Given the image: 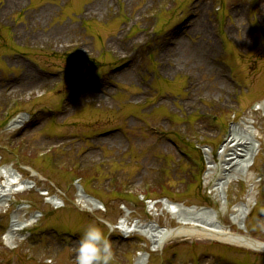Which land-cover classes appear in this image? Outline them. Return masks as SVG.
<instances>
[{
	"label": "rangeland",
	"instance_id": "rangeland-1",
	"mask_svg": "<svg viewBox=\"0 0 264 264\" xmlns=\"http://www.w3.org/2000/svg\"><path fill=\"white\" fill-rule=\"evenodd\" d=\"M195 13L207 28L203 46H215L207 60L199 36L182 34ZM176 35L192 65L173 73L175 56L169 61L163 50ZM131 66L134 82L118 79ZM104 85L107 97L83 95ZM263 102L264 0H0L1 183L11 168L36 185L0 210V264H75L90 222L110 234L115 264L149 252L148 264H264L262 251L212 240L152 251L146 235L122 229L190 228L165 209L171 202L212 209L232 232L264 243ZM20 115L29 121L17 129ZM246 121L260 152L250 170L227 177L224 146ZM111 135L117 140L103 142ZM81 190L103 207L80 205ZM249 195L252 212L240 230L234 209ZM54 197L64 207L54 208ZM34 215L10 248L12 219Z\"/></svg>",
	"mask_w": 264,
	"mask_h": 264
},
{
	"label": "bare ground",
	"instance_id": "bare-ground-1",
	"mask_svg": "<svg viewBox=\"0 0 264 264\" xmlns=\"http://www.w3.org/2000/svg\"><path fill=\"white\" fill-rule=\"evenodd\" d=\"M194 18L195 19L191 23H189L186 28L182 30V34L184 36H188L190 35L189 32L193 31L199 36L200 44L202 46L198 45L197 47L199 51H201V48H204L202 56L207 60L209 56L208 51H213L215 49V46L209 43L206 46H203V42L208 38L206 34L207 28L202 18L196 13ZM47 38L48 36L46 37V39ZM178 38L180 37L176 35V37L174 38L175 42H169L167 49L163 50L164 56L167 57L169 61L172 60L173 55L175 56V61L172 60L174 65L172 67L171 72L173 73L179 72V70H184L186 68L185 66L191 67L192 65V61L190 62L189 60L183 58V56L186 57L184 53L187 51L186 48L189 49V47L185 44L182 39L178 40ZM177 55H179L178 57H180V60L176 59ZM204 62L206 63V61ZM133 69L134 66H131L122 70L121 74L118 75V79L125 80L126 82H134V79L132 77ZM192 69L202 71L203 67L202 65L194 62V68L192 67ZM134 74V78H136L138 75H136L135 71ZM30 84L32 83L30 82ZM24 85L25 87H28L26 83H24ZM191 86L195 89L197 88L196 83L193 81L191 83ZM90 90H87L85 93H83V95L92 96L93 91L103 95L101 97H107L109 94L108 87H106L105 85L102 87L101 90L97 89V87H91ZM189 102L191 103V101ZM260 109H264V102L260 104ZM27 122L28 116L20 115L14 121V126L16 128H21ZM256 136L257 134L253 127V123L250 121L243 122L240 126L236 125L232 127L228 139V144L226 145V147L224 146V153L226 154L224 171L227 177L230 176V173H244L246 170H250V168L252 167L251 162L255 161L257 155L260 152L261 147L256 140ZM111 140L116 141L117 137L111 135V137L105 138L103 142H112ZM10 169H8V171L6 172L8 179L5 183H1L3 175L0 174V210L1 208H3V206L5 205V201L8 200L10 195L30 191L35 188L33 182L24 181L20 179L14 173H12ZM227 177L223 180H226ZM227 182L228 181H223V183L221 182L220 184L225 186ZM49 203L56 208L63 206L60 200L56 197L50 198ZM78 203H80V205L90 211L99 210L102 206L100 201L89 195L84 194L82 190L81 193L78 194ZM252 203L253 198L249 195L246 203L239 204L234 209L235 212L232 217V222L237 225L240 230L246 229L245 223L247 222L248 216L251 213ZM165 209L172 215L176 216L179 222H181V224L191 225V227L169 229L155 224L147 226H140L139 224H136L132 227L129 226L126 222H123L122 229L127 235L133 233H140L146 235L152 245V251H157L158 249H161L162 247L166 246L168 243L176 240H188L194 238L200 241L216 240L222 243L230 244L232 246L246 248L253 251L264 252L263 243L256 241L250 237L241 235L240 233L232 232L231 227H227L222 222H220L218 214L212 209H199L196 207L186 209L184 206L177 205L171 202L165 203ZM37 218L38 216L34 215L28 222H20L17 216L14 217L11 228L5 237L6 244L14 248L15 242H17V236L15 235L16 231L19 229L26 228L31 224L35 223ZM149 258L150 255L148 253H144L139 256L135 264H148Z\"/></svg>",
	"mask_w": 264,
	"mask_h": 264
},
{
	"label": "clouds",
	"instance_id": "clouds-1",
	"mask_svg": "<svg viewBox=\"0 0 264 264\" xmlns=\"http://www.w3.org/2000/svg\"><path fill=\"white\" fill-rule=\"evenodd\" d=\"M109 233L96 222H90L82 231L74 250L75 264H115L113 242Z\"/></svg>",
	"mask_w": 264,
	"mask_h": 264
}]
</instances>
